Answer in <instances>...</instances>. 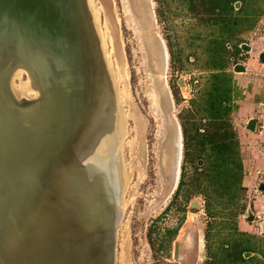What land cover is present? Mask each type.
<instances>
[{"label": "water", "instance_id": "water-1", "mask_svg": "<svg viewBox=\"0 0 264 264\" xmlns=\"http://www.w3.org/2000/svg\"><path fill=\"white\" fill-rule=\"evenodd\" d=\"M121 114L87 0H0V264H115Z\"/></svg>", "mask_w": 264, "mask_h": 264}, {"label": "rangeland", "instance_id": "rangeland-1", "mask_svg": "<svg viewBox=\"0 0 264 264\" xmlns=\"http://www.w3.org/2000/svg\"><path fill=\"white\" fill-rule=\"evenodd\" d=\"M88 1L125 117L120 152L126 189L115 264H207L210 252L237 237L234 225L257 250L248 256L257 255L264 264V189L259 187L264 185V62L259 58L264 0H257L262 12L252 28L226 46L242 190L236 216L226 208L214 217L207 214L200 192L186 201L182 191L173 200L182 173L193 171L184 161L181 119L208 86L206 48L213 28L178 0ZM238 64L245 70L235 71ZM15 83L18 87L19 80ZM250 119H255L253 130L247 127ZM175 241L178 259L173 257Z\"/></svg>", "mask_w": 264, "mask_h": 264}, {"label": "trees", "instance_id": "trees-1", "mask_svg": "<svg viewBox=\"0 0 264 264\" xmlns=\"http://www.w3.org/2000/svg\"><path fill=\"white\" fill-rule=\"evenodd\" d=\"M178 1L213 31L206 48L207 66L211 69L208 86L200 97L192 99L190 109L181 119L184 161L193 171L188 176L185 171L182 173L173 200L175 202L182 191L186 201L193 193L200 192L204 195L208 215L214 217L227 208L231 216H236L243 165L239 140L230 119L234 88L232 77L226 71V43L242 30L252 28L262 10L256 6L257 0ZM236 2L241 3L238 9L234 6ZM233 228L237 237L222 242L215 253L210 252L207 264H261L257 255L243 256L245 252L257 250L250 244V236L237 231L235 225ZM175 232L176 229L169 234ZM150 243L155 247L151 236Z\"/></svg>", "mask_w": 264, "mask_h": 264}, {"label": "bare ground", "instance_id": "bare-ground-1", "mask_svg": "<svg viewBox=\"0 0 264 264\" xmlns=\"http://www.w3.org/2000/svg\"><path fill=\"white\" fill-rule=\"evenodd\" d=\"M88 2V6H89V9H90V13L92 15V18H93V21H94V17H93V12L90 8V5H89V1L87 0ZM91 2V1H90ZM94 24H95V21H94ZM96 26V24H95ZM96 31H97V34L99 35V32H98V27L96 26ZM100 38V36H99ZM101 43V42H100ZM102 47V46H101ZM24 74V71L21 69H19L18 71L14 72L13 76H12V81H11V85H12V88H13V91L15 92V94L17 96H20L22 94H28L30 91H31V87L29 86V79L26 77V80H22L23 79V75ZM20 77V78H18ZM19 80V84L17 85L18 87H16V83H15V80ZM113 80V78H112ZM14 83H15V86H14ZM113 83H114V80H113ZM20 86V87H19ZM114 87H115V91L117 93V88H116V84L114 83ZM31 93V92H30ZM117 99H118V94H117ZM119 102V101H118ZM123 114V115H122ZM121 116H122V119L124 120V123H125V117H124V113L122 112ZM125 128V127H124ZM125 130V129H124ZM124 136V135H123ZM106 157L108 158L109 157V147L106 149L105 153ZM96 161L98 163L95 162V168L97 169L98 172H100V168L102 167V161H103V157L98 155L96 157ZM124 165V164H123ZM125 169V168H124ZM91 170H93V168H91ZM111 174V173H110ZM126 175V174H125ZM125 178V177H124ZM112 181H113V177H112ZM121 206H122V202H121ZM123 208V206H122ZM124 209V208H123ZM116 262V261H115Z\"/></svg>", "mask_w": 264, "mask_h": 264}, {"label": "built area", "instance_id": "built-area-1", "mask_svg": "<svg viewBox=\"0 0 264 264\" xmlns=\"http://www.w3.org/2000/svg\"><path fill=\"white\" fill-rule=\"evenodd\" d=\"M226 45H227V47H228V45H231V44H230V42H227Z\"/></svg>", "mask_w": 264, "mask_h": 264}, {"label": "flooded vegetation", "instance_id": "flooded-vegetation-1", "mask_svg": "<svg viewBox=\"0 0 264 264\" xmlns=\"http://www.w3.org/2000/svg\"><path fill=\"white\" fill-rule=\"evenodd\" d=\"M262 184H259V187L261 186ZM264 186V185H263Z\"/></svg>", "mask_w": 264, "mask_h": 264}]
</instances>
